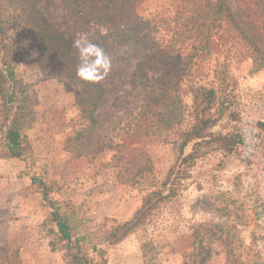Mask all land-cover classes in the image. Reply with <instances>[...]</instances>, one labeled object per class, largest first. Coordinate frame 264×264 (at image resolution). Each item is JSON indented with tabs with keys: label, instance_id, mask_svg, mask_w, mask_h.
Returning <instances> with one entry per match:
<instances>
[{
	"label": "rangeland",
	"instance_id": "374dc122",
	"mask_svg": "<svg viewBox=\"0 0 264 264\" xmlns=\"http://www.w3.org/2000/svg\"><path fill=\"white\" fill-rule=\"evenodd\" d=\"M1 1L9 24L7 57L27 100L26 134L33 149L26 161L0 157L2 261L71 264L63 244L52 250L57 237L47 220L50 209L32 185L33 175L51 188L50 196L68 217L73 234L85 238L95 262L192 264L198 234L212 251L208 264H227V246L211 237L221 232L234 236L232 248L259 251L264 260V70L255 67V53L245 41L230 30L224 38L218 34L208 51L197 52L186 43L173 57L159 55L177 40L174 31L186 24L177 16L181 2L141 0L136 12L149 22L144 25V44L153 50L150 55L159 51L153 69L146 66L149 77L185 74L179 82L166 81L160 104L154 101L151 111L142 110L140 101L153 96L160 84L137 86V79L129 77L136 62H127V53L115 50L119 65L112 63L102 82L107 96L94 108L76 72L58 51L47 48L30 23L32 15L26 6L23 11L24 2ZM227 1L242 29L256 40L258 15L243 14L252 0ZM37 9L68 38L87 32L62 0H41ZM0 66H4L1 56ZM192 85L215 90L213 113L221 109L222 117L210 133L236 136L238 144L231 151L202 147L203 155L182 167L175 196L160 205L145 225L122 243H102L106 232L136 217L148 192L165 190L170 170L180 164V135L194 123ZM155 109L159 116L153 115ZM191 151L192 144L184 156ZM94 245L100 253L91 250Z\"/></svg>",
	"mask_w": 264,
	"mask_h": 264
},
{
	"label": "trees",
	"instance_id": "16d2710c",
	"mask_svg": "<svg viewBox=\"0 0 264 264\" xmlns=\"http://www.w3.org/2000/svg\"><path fill=\"white\" fill-rule=\"evenodd\" d=\"M28 8V13L32 15L30 23L37 29L41 38L47 42V48L51 51H58L63 56L73 71L76 72L78 66V53L73 47V41L76 37H66L65 33L51 26L46 16L37 9V5L41 0H22ZM67 6L69 14L75 19L76 24L87 29V34L94 39V43L99 44L111 56L112 63L117 67L119 59L116 60L115 50L119 53L128 55L127 62H136L135 70L129 74L130 78L137 79V86H144L153 81L157 86V90L152 92L153 96H147L142 102V110H149L151 103L160 104L161 95L166 91L162 89L166 86V81L182 80L184 73L178 75L175 72L170 73H153L152 78L149 77L150 72L146 67L153 69L156 63L155 58L159 51L154 55L152 49L148 50L144 44L147 40L144 31V25L149 22H143L142 18L137 14V3L141 0H62ZM181 10L177 12V16L185 18L186 24L174 31L173 36L177 37L174 44L169 43L165 48V53L160 52L159 55L173 57L174 54L181 51L186 43H189L192 49L197 52L208 51L211 41L220 33H230L234 31L241 40L245 41L250 49L255 53L254 64L258 70H264V0H252V6L243 12L245 15H254L259 18L257 25V39L252 40L240 26L237 15L233 12L232 7L227 0H180ZM4 2L0 0V56L4 66H0V157L12 158L26 161L33 154L32 145L26 134V126L28 123L29 112L26 106V97H23L21 88L16 77L15 67L8 60L9 45L6 44L8 22L4 19L3 9ZM244 10V9H243ZM176 16V17H177ZM247 18V17H246ZM248 19V18H247ZM243 21V20H242ZM241 21V22H242ZM244 22V21H243ZM227 27V29H225ZM234 38L235 37H231ZM106 42V43H104ZM180 43L179 48H175V44ZM105 46V47H104ZM171 46V47H169ZM169 47V48H168ZM113 50V51H111ZM121 75H125L123 72ZM81 81V80H80ZM91 97L94 108H98L107 96L108 90L103 83L87 84L81 81ZM150 86V85H148ZM143 92H141L142 94ZM144 95V94H143ZM191 95L193 100V127L180 135L182 140L181 162L177 163L170 170L163 186L165 190L157 189L148 192L142 201V207L136 217L128 222L119 224L106 232L103 237L104 244L117 245L122 243L131 234L135 233L143 225L147 223L153 213L159 209L160 205L176 194L175 185L183 178L184 172L182 167L185 164L194 162L199 159L203 153L202 147L216 145L226 151H231L238 144L236 136H216L210 133V129L222 117L221 109L213 110L216 106V93L214 89L206 87L191 86ZM164 99V96H162ZM159 116L158 110L153 113ZM218 115V116H217ZM192 144V151L184 156L186 147ZM32 185L42 192V200L46 207L50 209L48 222L54 227L57 242L53 243L52 250H58L57 245L63 244L66 256L71 264H102L95 262L90 257L89 249L85 242V238H77L73 234L74 228L69 222L66 215L62 213V209L57 202L50 196L51 188L43 181L41 177L33 175L31 177ZM211 233V231L209 230ZM221 232V230H220ZM211 237L222 241L227 246V264H264L263 257L259 251L249 249L246 251H237L232 248L233 237L223 232L212 233ZM205 237L198 234L194 235L193 245L195 253L192 255L194 261L192 264H208L212 257L211 249L205 245ZM62 249V248H61ZM93 252H101L97 245L91 246ZM4 249L0 247V253ZM1 256V254H0ZM244 257L248 259L246 262ZM0 264H14L10 260L2 261Z\"/></svg>",
	"mask_w": 264,
	"mask_h": 264
},
{
	"label": "clouds",
	"instance_id": "9594fccd",
	"mask_svg": "<svg viewBox=\"0 0 264 264\" xmlns=\"http://www.w3.org/2000/svg\"><path fill=\"white\" fill-rule=\"evenodd\" d=\"M78 53L77 77L87 84H100L112 71V59L106 50L89 39L87 33H80L73 41Z\"/></svg>",
	"mask_w": 264,
	"mask_h": 264
}]
</instances>
